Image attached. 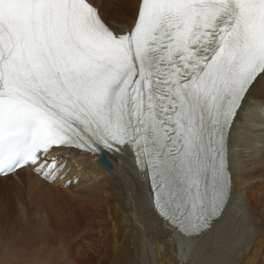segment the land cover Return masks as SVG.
<instances>
[{
	"label": "snow or ice",
	"instance_id": "snow-or-ice-1",
	"mask_svg": "<svg viewBox=\"0 0 264 264\" xmlns=\"http://www.w3.org/2000/svg\"><path fill=\"white\" fill-rule=\"evenodd\" d=\"M246 113L264 127V0H0V178L53 183L68 153L127 161L137 224L164 228L136 264H192L214 234L201 264H242L220 226L229 209L246 239L264 224L240 190ZM246 147L244 170L264 169V144Z\"/></svg>",
	"mask_w": 264,
	"mask_h": 264
},
{
	"label": "bare ground",
	"instance_id": "bare-ground-1",
	"mask_svg": "<svg viewBox=\"0 0 264 264\" xmlns=\"http://www.w3.org/2000/svg\"><path fill=\"white\" fill-rule=\"evenodd\" d=\"M247 133L251 139L242 130L234 135L235 159L242 170L240 190L248 193V203L259 221L264 215V169H244H252L253 164L246 146L253 142L257 146L264 144V137H258L255 126L247 127ZM75 155L68 153L62 157L68 163L64 172L71 177L61 174L53 183L30 172L22 173L19 178H0V224L25 231L22 236L0 242L1 256L16 259L23 254L24 264H82L87 250L96 247L106 258V264H136L144 253L143 236L151 239L164 231L161 223L153 221L143 211L139 213L137 224V212L129 208V202L137 198V189L126 175L127 161L121 167L113 158L114 166L107 169L100 163L89 164L90 158L86 155ZM250 178H255L254 183H248ZM69 181L72 182L69 184ZM64 184L68 186L61 187ZM140 225H143V233L138 231ZM220 229L235 243H246L244 254L236 257L238 261L264 264V224L251 239H246L239 233L238 209H229ZM181 239L186 241L187 238ZM163 242L173 250L179 246L174 235ZM218 242L214 234L203 245H198L197 252L192 255V264H201L207 258L202 247L214 250ZM216 258L227 257L217 255ZM16 263L23 264L22 260L13 264Z\"/></svg>",
	"mask_w": 264,
	"mask_h": 264
},
{
	"label": "rangeland",
	"instance_id": "rangeland-1",
	"mask_svg": "<svg viewBox=\"0 0 264 264\" xmlns=\"http://www.w3.org/2000/svg\"><path fill=\"white\" fill-rule=\"evenodd\" d=\"M31 231L33 232V230H31ZM24 234H25V231L15 227V226H11L9 224H0V242L7 241V238H9V240H11L15 237H19V236H22ZM99 253H101V252H99V250L96 247H93V248L91 247L85 253L86 255L83 256L82 264H106L107 263L106 258L102 257L103 254L100 255ZM94 255H95V257H94ZM17 258L11 259L8 257L6 258V256L3 257L0 255V264H13L16 261H21V260H22V263L24 264L23 261H25V259H24L25 256H23V254Z\"/></svg>",
	"mask_w": 264,
	"mask_h": 264
},
{
	"label": "water",
	"instance_id": "water-1",
	"mask_svg": "<svg viewBox=\"0 0 264 264\" xmlns=\"http://www.w3.org/2000/svg\"><path fill=\"white\" fill-rule=\"evenodd\" d=\"M102 162L105 164V166L111 167V164L104 157H102Z\"/></svg>",
	"mask_w": 264,
	"mask_h": 264
}]
</instances>
